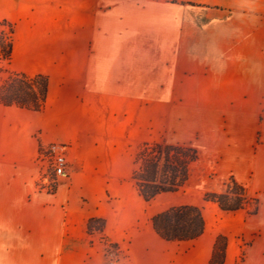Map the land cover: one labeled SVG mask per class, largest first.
<instances>
[{
	"label": "crops",
	"instance_id": "obj_1",
	"mask_svg": "<svg viewBox=\"0 0 264 264\" xmlns=\"http://www.w3.org/2000/svg\"><path fill=\"white\" fill-rule=\"evenodd\" d=\"M2 22L9 71L45 76L47 96L40 111L0 105V264H208L218 236L223 264H264V0H0ZM146 143L196 152L182 190L139 195ZM50 145L66 176L48 192L37 158ZM230 182L253 211L203 199ZM181 205L204 232L167 242L152 218Z\"/></svg>",
	"mask_w": 264,
	"mask_h": 264
},
{
	"label": "trees",
	"instance_id": "obj_2",
	"mask_svg": "<svg viewBox=\"0 0 264 264\" xmlns=\"http://www.w3.org/2000/svg\"><path fill=\"white\" fill-rule=\"evenodd\" d=\"M8 27V35L0 33V105L19 109L40 111L47 96V78L42 75L27 76L9 71L11 60L13 26ZM197 158L196 152L189 147L171 146L162 143H146L136 153L131 180L139 195L150 201L162 193H175L182 190L187 181L188 166ZM234 196V197H232ZM233 198V199H232ZM203 199L212 202L225 212L244 209L249 200L243 189L233 182L226 186L223 194L205 193ZM100 223L94 228L92 224ZM156 234L167 242L190 241L204 232V221L197 207L181 205L166 209L152 218ZM104 222L90 219L87 231L92 229L102 232ZM228 240L216 238L211 259L208 264H223Z\"/></svg>",
	"mask_w": 264,
	"mask_h": 264
},
{
	"label": "built area",
	"instance_id": "obj_3",
	"mask_svg": "<svg viewBox=\"0 0 264 264\" xmlns=\"http://www.w3.org/2000/svg\"><path fill=\"white\" fill-rule=\"evenodd\" d=\"M38 180L37 187L48 192L53 191L56 179L66 176V160L63 154V147L50 145L41 148L37 158ZM104 243L105 240L101 239ZM117 252L126 253L125 246L117 247ZM109 264H119V259L115 258Z\"/></svg>",
	"mask_w": 264,
	"mask_h": 264
},
{
	"label": "rangeland",
	"instance_id": "obj_4",
	"mask_svg": "<svg viewBox=\"0 0 264 264\" xmlns=\"http://www.w3.org/2000/svg\"><path fill=\"white\" fill-rule=\"evenodd\" d=\"M0 33H2V35H8V27L6 25H0ZM139 151V150H138ZM137 151V152H138ZM234 197V196H232ZM233 199V198H232ZM255 207V202L254 201H250L248 202V204L244 207V209L246 208H249L251 211H253V208ZM94 228H99L101 227V224L100 223H94L92 224ZM89 233H96V237L98 239V242L100 241V243H103V244H107V243H104V241L102 242L101 239L103 240L104 237L101 236V232L100 231H97L95 229H92V231H90ZM224 237V236H223ZM105 240V239H104ZM106 242V241H105ZM242 245H248L246 243H243ZM117 248V247H116ZM115 248V249H116ZM244 255H245V252L242 251V253L240 254V261L242 262L244 260ZM114 257L112 256H106V258L104 259V264H109V262L113 261Z\"/></svg>",
	"mask_w": 264,
	"mask_h": 264
}]
</instances>
